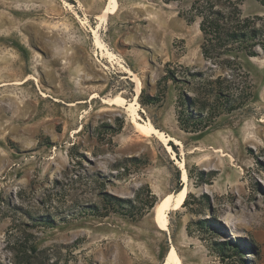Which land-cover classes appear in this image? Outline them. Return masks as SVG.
I'll return each instance as SVG.
<instances>
[{"label":"rangeland","instance_id":"rangeland-1","mask_svg":"<svg viewBox=\"0 0 264 264\" xmlns=\"http://www.w3.org/2000/svg\"><path fill=\"white\" fill-rule=\"evenodd\" d=\"M106 1L0 0V264H165L172 246L181 264H264L263 51L236 53V75L203 58L187 0H116L98 29L110 61L92 30ZM241 9L264 24L257 0ZM119 63L142 81L134 113L103 102L133 97ZM245 74L238 107L215 101L210 80L235 93ZM186 96L208 124L180 128ZM147 119L179 144L147 136L137 125ZM178 161L187 201L162 230L153 206L181 187ZM106 195L129 199L134 215ZM214 242L238 248L219 254Z\"/></svg>","mask_w":264,"mask_h":264},{"label":"trees","instance_id":"trees-1","mask_svg":"<svg viewBox=\"0 0 264 264\" xmlns=\"http://www.w3.org/2000/svg\"><path fill=\"white\" fill-rule=\"evenodd\" d=\"M166 3L181 0H163ZM189 3L185 18L191 23L198 20V27L201 32L202 41L200 44L201 54L204 59L211 60L222 67L232 69L234 74H244L241 65L236 62V53L243 52L249 56L258 55V47L264 53V24L258 23L256 17L246 16L242 13L241 5L244 0H187ZM264 5V0H257ZM240 72V73H239ZM165 77L173 76L170 69L166 70ZM243 84L235 93L231 86L224 87L222 81L224 78L218 75L210 80L213 84V96L217 103L227 110H233L238 107L247 97L250 84L246 74ZM158 97H148L146 102L153 103ZM195 105V98L185 97L182 100V107L178 111V122L181 129L196 130L198 125L208 124V113L205 115L201 111H193L191 106ZM205 108V106H201ZM106 200L118 212L125 216H133L132 203L129 199H121L115 196L106 195ZM187 197L183 201L186 204ZM156 202V196L152 194V199L148 204L151 208ZM88 212L95 214L97 207L88 206ZM51 221L50 219H48ZM199 229L208 227L203 220L195 222ZM212 231H217L219 227L212 226ZM216 252L227 254L228 246L237 249L238 246L229 245L228 242H214Z\"/></svg>","mask_w":264,"mask_h":264},{"label":"bare ground","instance_id":"bare-ground-1","mask_svg":"<svg viewBox=\"0 0 264 264\" xmlns=\"http://www.w3.org/2000/svg\"><path fill=\"white\" fill-rule=\"evenodd\" d=\"M118 10V5L116 0H107L105 6L102 8V10L95 15L97 19V25L96 27L92 28L94 32V43L98 48H101L103 53H105V56L110 60L113 61L115 59V55L113 52H111L105 45V43L101 40V38L98 35V29L105 24V21L108 17L111 15H114ZM85 21V20H83ZM120 62V61H119ZM119 67L128 74L131 81L134 83L133 85V97L130 101H126L120 94H116L111 97L103 98V102L108 105H115V106H126L127 109H129L132 113L136 111V108L138 107V94L141 91L142 88V81L140 77L133 72L128 66H126L123 63H119ZM96 95L93 94L91 98H95ZM78 101H84V100H78ZM71 105H74V102H71ZM128 110V111H129ZM138 127H140L146 134L151 135L154 134L157 136L161 141L166 142L168 139L173 140L176 144H179V140L176 138H173L167 134H165L163 131L159 130L157 127H155L152 122L147 119L145 123H137ZM167 147H169L167 145ZM180 167L182 168V175L181 179L183 181L181 187L176 190L175 192H169L164 194L154 205L157 209V216H156V225L162 230L167 229L168 225V211L171 209H177L180 208L183 205V201L186 197V193L188 191L187 186V173L185 170V167L183 165L182 161H178ZM180 258L177 255L176 249L174 246H172L169 251L166 254L165 257V264H181Z\"/></svg>","mask_w":264,"mask_h":264},{"label":"water","instance_id":"water-1","mask_svg":"<svg viewBox=\"0 0 264 264\" xmlns=\"http://www.w3.org/2000/svg\"><path fill=\"white\" fill-rule=\"evenodd\" d=\"M153 212H154V220L156 221L157 209H156V207H154V206H153ZM167 227H168V225H167Z\"/></svg>","mask_w":264,"mask_h":264}]
</instances>
